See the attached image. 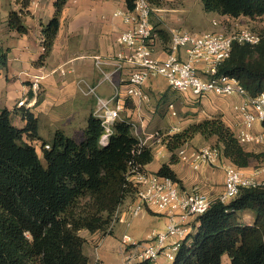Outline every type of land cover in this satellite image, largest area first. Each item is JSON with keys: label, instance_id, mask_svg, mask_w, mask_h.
<instances>
[{"label": "trees", "instance_id": "1", "mask_svg": "<svg viewBox=\"0 0 264 264\" xmlns=\"http://www.w3.org/2000/svg\"><path fill=\"white\" fill-rule=\"evenodd\" d=\"M31 1L17 0L21 10L11 11V28L28 31L22 14ZM67 1H54L55 15L43 27L41 61L53 47ZM134 2L125 0L126 7L133 9ZM202 2L207 12L264 19V0ZM160 32L170 41V34ZM7 60V50L0 48V68ZM218 74L237 78L250 95L264 92V39L254 46L234 44ZM125 105L133 107L128 100ZM19 110L23 127L14 124L11 110L0 112V264H89L81 232L107 231L119 205L128 195H135L136 187L126 175L129 166L146 169L154 149L139 146L130 117L116 121L108 143L101 145L105 129L94 113L87 119L81 140L62 130L46 140L39 134L35 114L24 105ZM196 135L219 147L223 161L240 168L264 158V152L240 143L235 129L216 114L189 122L166 142L168 149L173 151ZM156 172L181 183L170 163H163ZM247 213L254 217L252 224L242 221ZM197 220L194 234L182 240L171 264H223L224 255L231 264H264V187H243L227 203L216 200Z\"/></svg>", "mask_w": 264, "mask_h": 264}, {"label": "crops", "instance_id": "2", "mask_svg": "<svg viewBox=\"0 0 264 264\" xmlns=\"http://www.w3.org/2000/svg\"><path fill=\"white\" fill-rule=\"evenodd\" d=\"M54 1L32 0L29 8L24 9L22 14L28 31L21 33L9 25L11 11H20L21 4L17 0H0V48L7 50L8 54L7 65L0 68V112L4 109L11 110L14 124L23 127L25 120L19 110V102L24 100L23 105L38 118L39 134L43 139L50 140L57 130H62L81 140L87 119L96 108V97L82 92L78 81L82 79L86 85L96 86L101 96L109 97L114 93L115 86L124 87L128 77L127 67L115 71V66L111 63L103 65V71L110 76L105 79L94 60L95 55L114 58L121 50L118 37L129 25L113 13L127 7L125 0H68L60 14V27L53 47L41 61L40 57L44 52L43 27L55 15ZM154 2L156 11L153 12L151 20L158 34L154 41V50L158 56L163 57L169 40L164 38L160 30L170 34L171 28L163 20L166 8L159 5V0ZM199 8L203 10V5ZM212 24L214 26L211 31L217 30V24ZM61 68L65 69V74L60 72ZM34 74L44 76L38 93L31 88V75ZM151 79L144 85L148 100L140 106L129 100L133 107L128 108L125 105L121 113L123 117H130L136 123L138 133L154 149V158L146 165V169L156 172L163 163H170L181 180L178 183L181 189L198 186L203 192L216 197L223 188V166L218 165L219 169H215L206 165L196 171L180 161L177 148L170 151L165 140H157V134L164 138L166 131L176 125V122L169 121L166 116L167 110L171 112V116H177L172 102V93L176 90L168 86L162 92L156 91ZM167 91V100L162 102L161 98ZM240 99L238 95L233 97L208 94L201 98V103L205 107L203 111L210 112L206 116L216 113L215 108L219 109L222 111V119L235 129L238 119L234 105ZM186 121L189 123L194 120ZM167 123L169 125L165 126ZM183 127H179L178 131ZM210 143L200 135L188 141L192 147ZM248 149L260 150L252 144ZM258 164L259 162H253L244 169L252 171ZM135 200V195H128L123 200L117 210L118 219L110 231L81 232L86 239L84 252L89 257V264H121L126 254L121 244L124 234L130 235L133 240L145 241L152 230L165 228L167 216L149 208L143 210L139 216L131 217L130 207ZM242 221L251 224L254 217L247 213ZM134 262L138 263L139 259L136 258ZM155 264H166V260L160 258ZM223 264H231L228 255L223 256Z\"/></svg>", "mask_w": 264, "mask_h": 264}, {"label": "built area", "instance_id": "3", "mask_svg": "<svg viewBox=\"0 0 264 264\" xmlns=\"http://www.w3.org/2000/svg\"><path fill=\"white\" fill-rule=\"evenodd\" d=\"M155 11L154 0H135L133 9H117L113 15L121 17L129 25L118 37L121 50L114 58L94 56L95 64L103 72L105 79L110 76L103 71L104 64L113 63L115 71L128 68L123 88L115 86L112 95L103 97L97 92L96 86L86 85L82 79L78 81L82 92L96 97L93 113L101 120L105 129L100 139L101 145L108 143L113 124L123 119L121 113L127 100L138 106L142 105L148 100L144 85L152 77L161 75L171 88L197 101L208 94L238 95L241 99L234 105L238 119L236 137L240 143L256 145L264 152V92L250 95L237 78L218 74L219 65L231 55L234 44L254 46L264 39V19L260 20L258 27L236 24L234 28L219 33L170 29L167 51L161 57L154 50L158 34L151 17ZM222 17L229 21L240 19ZM213 23L219 24V21L215 19ZM60 72L66 73L63 68ZM43 78L42 74L31 75V88L35 93L40 91ZM19 104L23 105L24 100ZM132 126L139 146L148 145L147 140L138 133L136 123L132 122ZM177 131L178 126L175 125L166 131L165 139L157 134V140L167 142ZM176 153L180 161L196 171L206 165L216 167L222 162L219 147L210 144L192 147L185 142L177 147ZM222 165L223 188L216 197L203 192L198 186L181 189L169 176L141 169L135 164L129 166L127 179L136 187V200L130 207L131 217H137L149 208L165 214L167 223L163 230H152L145 241L133 240L130 235L124 234L121 244L126 254L121 264H134L136 258L139 262L148 260L150 264H155L160 258L173 261L182 240L194 234L198 217L214 201L227 203L243 187H264V158L252 171L231 162ZM117 219L116 211L108 231Z\"/></svg>", "mask_w": 264, "mask_h": 264}, {"label": "rangeland", "instance_id": "4", "mask_svg": "<svg viewBox=\"0 0 264 264\" xmlns=\"http://www.w3.org/2000/svg\"><path fill=\"white\" fill-rule=\"evenodd\" d=\"M159 1H161L159 5L164 6L167 10V12L163 14L164 22L168 25V28L174 30L209 31V32L219 33L222 31H226V29L230 30L234 28L236 24L246 25V26L254 25L256 27L260 25L259 20H247L241 18L239 20L232 19L231 21H229L224 19V17H221L220 15H216L215 12H207L204 10V8L203 10H201L199 7L200 5H203L202 0H159ZM172 14H174V16H172ZM213 18L219 21V24H217L218 28L215 31H211L214 26L212 24ZM150 82L153 83V87L156 91L162 92L169 86L166 79L161 75L152 77ZM172 95H173L172 102L174 104V109L177 112V116L176 117L171 116V112L169 110H167L166 116L167 119H169V121L176 122L178 129H180L179 127H183V125L188 123L186 120L191 119L195 121H200L203 118L207 117L206 115L210 113L203 111V109L205 108L203 103L197 102V100L194 98H190L189 96L187 97L186 95L182 94L179 91H175L174 93H172ZM236 96L237 95H233V97ZM149 107H152V105ZM214 111L216 113H212V114H216L217 116L222 115L221 110L215 108ZM146 115H148V112L146 113ZM167 125L169 124L168 123L165 124V126ZM210 145L213 144L210 143ZM37 147L40 151V143H37ZM223 163L225 164L226 161L222 160L220 166H223L222 165ZM214 168L219 169V167L217 166ZM220 173H222V170L220 171ZM171 263L172 261H166V264H171Z\"/></svg>", "mask_w": 264, "mask_h": 264}]
</instances>
